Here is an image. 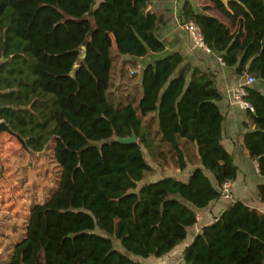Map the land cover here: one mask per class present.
<instances>
[{"label":"trees","instance_id":"trees-1","mask_svg":"<svg viewBox=\"0 0 264 264\" xmlns=\"http://www.w3.org/2000/svg\"><path fill=\"white\" fill-rule=\"evenodd\" d=\"M150 1L0 0V121L34 153L48 147L59 167L55 190L32 205L7 264L162 258L196 224L194 209L236 179L213 72L173 53L143 69L138 99L114 101L113 62L164 51ZM206 1L200 11L185 1L180 18L198 26L226 67L255 79L245 87L252 110L240 138L264 177V94L256 87L264 82V0ZM133 135L135 144L114 141ZM191 145L201 167L187 181L144 182L155 171L143 148L159 167L182 171ZM257 196L264 203V184ZM182 264H264V215L235 202L184 248Z\"/></svg>","mask_w":264,"mask_h":264},{"label":"crops","instance_id":"crops-1","mask_svg":"<svg viewBox=\"0 0 264 264\" xmlns=\"http://www.w3.org/2000/svg\"><path fill=\"white\" fill-rule=\"evenodd\" d=\"M139 0H135L137 3ZM187 0H151L149 8L156 15L154 26V35L163 43L164 51L158 54L149 53L142 58L134 59L132 57H121L119 60V77L123 78V67L127 62H133L134 69L129 70V75L134 76L136 84L137 97L140 96V80L143 69L152 64L155 60L163 58L173 53H179L185 63L196 67L201 71L213 72L218 90L223 95V99L217 103L221 113L224 115L222 145L232 155L234 165L237 168L236 179L231 182V201L216 200L210 203L206 208L194 209L197 222L187 233L186 239L174 248L168 255L156 259L149 258L140 260L145 264H182V252L199 234L200 230L213 223L225 210L231 207L235 202H241L246 206L256 210L264 215V203L257 196V187L264 184V177L260 176L257 171V163L252 160L247 152L241 146L240 135L245 132L243 123L246 121L245 110L235 105L232 97L236 88L248 87L246 84V75L239 76L234 68L226 67L220 60L217 53L211 51L204 52L201 49L192 46L189 35L184 30V23L180 18V9ZM192 3L196 11H200L203 6L209 5L206 0H188ZM134 9V6L132 7ZM210 14L218 17L217 13L210 11ZM129 65V64H127ZM256 87L264 94V82H257ZM193 152H196L195 149ZM152 167V166H151ZM159 167V166H158ZM198 157L192 159L187 167L180 171L175 170V175H167L150 181L155 182L164 177L172 176L185 182L190 174L196 168H200ZM154 173H156V168ZM160 168V167H159ZM167 170V169H166ZM212 184L215 185V179L209 172H205Z\"/></svg>","mask_w":264,"mask_h":264},{"label":"rangeland","instance_id":"rangeland-1","mask_svg":"<svg viewBox=\"0 0 264 264\" xmlns=\"http://www.w3.org/2000/svg\"><path fill=\"white\" fill-rule=\"evenodd\" d=\"M119 64V61L113 62V87L110 91L116 97L114 101L117 103L124 102L122 100L126 98H137L134 76L129 75V70L134 69L135 65L133 62H127L129 65H124L123 78H120ZM155 126L156 123L153 127ZM47 148L41 153H30L22 149L14 137L0 133V264H7L14 243L22 237L32 205L44 203L55 190L59 167ZM192 148L196 151V147L191 145L190 155L192 159H196L197 154ZM143 151L148 163L154 168L157 167V172L149 175L144 182L157 179V175H175L170 165H160L159 168L158 162L150 158L147 150L143 148ZM115 246L118 248L117 243ZM130 257L136 261L141 260Z\"/></svg>","mask_w":264,"mask_h":264},{"label":"built area","instance_id":"built-area-1","mask_svg":"<svg viewBox=\"0 0 264 264\" xmlns=\"http://www.w3.org/2000/svg\"><path fill=\"white\" fill-rule=\"evenodd\" d=\"M184 30L189 35V38L191 40L192 46L197 49H201L206 53L211 52V50L205 45L203 36L198 28V26L194 23H187L184 24ZM255 83V79L251 76H247L246 78V84L252 85ZM246 91L245 88L240 86L235 89L232 101L235 105L239 106L243 110H252L251 104L246 100ZM259 174V172L257 171ZM220 191V200L224 201H231L232 195H231V182L227 181L221 184L219 187Z\"/></svg>","mask_w":264,"mask_h":264},{"label":"water","instance_id":"water-1","mask_svg":"<svg viewBox=\"0 0 264 264\" xmlns=\"http://www.w3.org/2000/svg\"><path fill=\"white\" fill-rule=\"evenodd\" d=\"M77 71V67L74 68V70L71 73V76H75V72ZM0 133H7L11 137H14L21 145V148L30 152L34 153L33 151L29 150L28 147L26 146V142L24 139H22L18 134L14 133L3 121H0ZM115 142L119 144H135L136 143V137L133 135L132 137L129 138H115Z\"/></svg>","mask_w":264,"mask_h":264}]
</instances>
